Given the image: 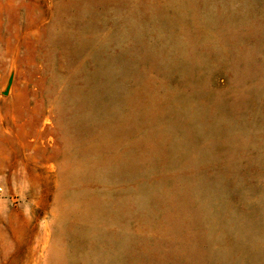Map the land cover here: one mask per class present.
<instances>
[{
    "label": "rangeland",
    "instance_id": "obj_1",
    "mask_svg": "<svg viewBox=\"0 0 264 264\" xmlns=\"http://www.w3.org/2000/svg\"><path fill=\"white\" fill-rule=\"evenodd\" d=\"M0 264H264V0H0Z\"/></svg>",
    "mask_w": 264,
    "mask_h": 264
},
{
    "label": "bare ground",
    "instance_id": "obj_2",
    "mask_svg": "<svg viewBox=\"0 0 264 264\" xmlns=\"http://www.w3.org/2000/svg\"><path fill=\"white\" fill-rule=\"evenodd\" d=\"M70 254H71V253H70ZM73 255H75V253H74ZM65 258H68V259H70V255H69V254H67V253H65Z\"/></svg>",
    "mask_w": 264,
    "mask_h": 264
},
{
    "label": "water",
    "instance_id": "obj_3",
    "mask_svg": "<svg viewBox=\"0 0 264 264\" xmlns=\"http://www.w3.org/2000/svg\"><path fill=\"white\" fill-rule=\"evenodd\" d=\"M146 18H147V16H145ZM145 17L144 16H142V20L144 19L145 20ZM160 37H158V39H159ZM142 43V42H141ZM144 45V44H143ZM149 49H151V46H150V48Z\"/></svg>",
    "mask_w": 264,
    "mask_h": 264
}]
</instances>
